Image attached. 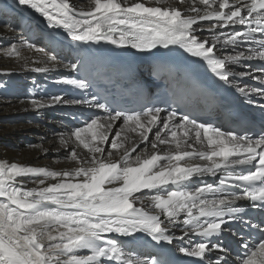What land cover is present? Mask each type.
Masks as SVG:
<instances>
[{"label": "snow or ice", "instance_id": "snow-or-ice-1", "mask_svg": "<svg viewBox=\"0 0 264 264\" xmlns=\"http://www.w3.org/2000/svg\"><path fill=\"white\" fill-rule=\"evenodd\" d=\"M16 2L41 13L49 25L67 30L75 42L109 41L142 50L180 45L203 57L226 83H231L230 76L232 81L245 77L258 81L261 87L245 84L237 90L249 96L250 102L252 97L264 100V0H92L88 11H78L69 0ZM200 21L214 23L202 29ZM239 26L243 30H237ZM230 27V32L221 31ZM204 31L212 33L211 39L201 38ZM49 39L56 43L54 35ZM229 46L232 52L215 56L214 49ZM27 47L36 48L31 43ZM4 54L21 57L15 44ZM250 61L261 63L257 66L247 63ZM45 63L34 71H49V63L78 69L77 63L62 64L55 56H48ZM226 65H240L245 70L235 72ZM64 83L89 87L85 79ZM30 104L36 110L88 104L108 115L92 118L84 127L59 137L62 147L71 148L67 159L76 162V167L55 170L0 159V264H109L113 260L119 264H175L176 252L200 258L199 264H264V104H257L261 127L254 135L248 134L251 129L243 135L236 129L222 131L223 125L199 123L198 118L175 109L164 117L165 110L158 107L116 111L106 98L97 96L80 100L57 95L47 100L33 98ZM120 120L122 126L110 142V149L119 153L113 160L111 150L105 156L103 145ZM245 121L250 118H237L238 123ZM153 128L154 140L149 141ZM128 133H138V139L129 144ZM146 141L151 151L146 147L133 157ZM81 146L88 157L78 154ZM218 172L225 175L216 187H190L193 178ZM30 180L38 186H27ZM229 188L234 190L226 191ZM144 190L155 194L145 196ZM205 193L214 198H202ZM145 199L151 210L143 207ZM237 201L249 202L248 210L234 207ZM137 202L140 208L135 207ZM181 213L187 218L180 222L184 231L177 238L173 229L180 227L177 218ZM225 217L235 223V232ZM140 232L160 244L144 259L126 252V241L105 236L116 233L135 241L138 237L133 234ZM189 233L211 239H189L185 244ZM224 235L240 237L237 243H242L244 251L235 260L231 258L235 249L223 241ZM177 239L175 249L165 246Z\"/></svg>", "mask_w": 264, "mask_h": 264}, {"label": "bare ground", "instance_id": "bare-ground-1", "mask_svg": "<svg viewBox=\"0 0 264 264\" xmlns=\"http://www.w3.org/2000/svg\"><path fill=\"white\" fill-rule=\"evenodd\" d=\"M69 2L78 11H88L92 6V0H69ZM177 6L186 7V5ZM25 19H28L31 23V29L28 32H33L32 37H29L27 32L23 31ZM53 35L56 37V42L59 39L77 48L87 46L85 42L72 41L70 34L62 27L49 25L46 18L35 9L19 5L16 0H0V159L60 170L77 166L76 162L67 159L71 148L62 147L59 142L61 135L68 136L74 130L71 107L76 104H59L62 107L59 111H54V107L57 105L36 110L30 104V100L33 98L47 100L51 96L61 95L68 99L65 94H58L54 89L60 82L69 79L68 73L71 68L59 65L52 67L49 63L47 65L49 71H34L36 67L46 66L45 62L48 56H55L57 61L62 64L70 63L67 60L68 55L58 56L51 51L53 43L49 37ZM29 43L35 44L36 48H28L27 44ZM13 44L17 45L20 50V58L9 57L4 54V50ZM36 49H40V51ZM30 113H33V116ZM161 117H164V114ZM37 118L46 119L50 124L49 130L47 126L43 128L40 122L37 123ZM120 126H122V120L116 121L112 132L109 134V142L103 145L105 156L111 150V139ZM155 131L156 128H153L152 137L149 138V141L154 140ZM14 134H21V138L19 137L17 141L13 142L9 137ZM128 136L130 137L129 144L138 139V133H128ZM189 142L191 143V141ZM146 147L151 151L150 145L146 141L140 144V147L132 153V156L135 157ZM163 147L161 146V149ZM111 151L112 159L115 160L119 153L115 150ZM77 152L82 158L89 156L88 151L83 149L82 146L77 148ZM206 174L193 178L190 187L201 186L199 180L202 179H207L208 184L216 187L215 181L205 176ZM27 186L38 185L31 183L30 180ZM153 194H155L154 191L144 190L145 196ZM211 194L205 193L202 198L212 199ZM136 195L139 196L140 194ZM135 207L140 208L141 204L137 202ZM143 207L145 210H151L147 199L144 200ZM161 218L165 219L163 216ZM182 220V218H177L180 227L173 229L175 234H183L184 225L180 223ZM133 235L137 236L138 239L133 241L130 237H123L116 233L105 234L106 238H117L118 241H126L128 245L124 248L126 252H131L141 259L147 258L146 254L148 253L151 237L143 232ZM189 239H191L189 236L185 237V244ZM137 241L143 243L142 248L139 250L134 247V243ZM109 264H119V262L113 260L109 261Z\"/></svg>", "mask_w": 264, "mask_h": 264}, {"label": "rangeland", "instance_id": "rangeland-1", "mask_svg": "<svg viewBox=\"0 0 264 264\" xmlns=\"http://www.w3.org/2000/svg\"><path fill=\"white\" fill-rule=\"evenodd\" d=\"M57 106L61 107L60 105H57ZM57 106L54 107V109H55L54 111H59V110L62 109V107H61V108H58ZM30 115L33 116V113H30ZM41 117H42V116H41ZM33 121H34V120H33ZM34 122H35V121H34ZM36 122H37V123L40 122L43 128L47 126V127H48V130H49L50 124L47 122L46 119L37 118V121H36ZM19 137L21 138V134H19V135L14 134V135H11V136L9 137V139L12 140L13 142H15V141H17V140L19 139ZM151 137H152V136H151V133H150V134H149V138H151Z\"/></svg>", "mask_w": 264, "mask_h": 264}]
</instances>
